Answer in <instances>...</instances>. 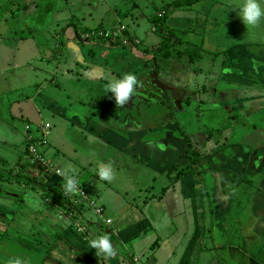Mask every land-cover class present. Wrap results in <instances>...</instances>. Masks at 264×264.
Instances as JSON below:
<instances>
[{"label": "crops", "instance_id": "crops-1", "mask_svg": "<svg viewBox=\"0 0 264 264\" xmlns=\"http://www.w3.org/2000/svg\"><path fill=\"white\" fill-rule=\"evenodd\" d=\"M0 1V35L7 38L11 27L15 31L11 41L3 42L6 50L16 53L13 43L24 41L35 50L54 33L55 57L45 66L30 69L27 54L19 50L14 64L0 66V77L21 67L36 71L29 81L16 75L20 85L2 93L15 90L9 117L26 121L23 149L32 138L43 156L40 164H45L38 168L22 150L33 164L34 185L47 192H35L41 207L57 216L47 224L50 235L37 237L25 223L45 224L39 204L28 202L35 210L25 207L24 212L33 213L25 223L22 214L14 219L0 207V235L5 237L0 264L17 257L25 264H264V20L250 33L235 0H195L170 10L159 29L151 19L175 0H149L150 7L163 5L132 24L135 34L105 0H76L71 17L79 13L90 26L77 21L60 32L53 25L68 18V0ZM259 2L264 6V0ZM29 6L32 15L41 9L46 25H32L36 15L23 14L31 11ZM161 34L172 42L168 47L178 42L181 48L184 40L203 48V54H219V86L212 88L209 106L190 109L189 98L193 105L205 102L204 82L200 90L195 85L196 74L203 71L189 67L188 53L173 55L164 67L156 53ZM200 54L195 61L201 62ZM126 73L142 86L120 108L105 85ZM187 120L199 138L186 130ZM101 162L112 163V182L97 176ZM70 167L79 170L83 196L64 192L61 173L71 175ZM11 227L19 232L14 237L6 235ZM102 232L118 249L112 259L97 257L89 247ZM18 235L35 245L26 248Z\"/></svg>", "mask_w": 264, "mask_h": 264}, {"label": "rangeland", "instance_id": "rangeland-1", "mask_svg": "<svg viewBox=\"0 0 264 264\" xmlns=\"http://www.w3.org/2000/svg\"><path fill=\"white\" fill-rule=\"evenodd\" d=\"M110 7L112 8V11L114 10L116 12V15H120L119 17V21L120 23L126 25V29L130 32V33H138L132 24H136L141 22L142 20H145V18L143 17V14H150L152 15L153 12H155L158 9H161V6L163 4H155L154 6L150 7V1L149 0H105ZM1 2V1H0ZM83 3L86 2V0H82ZM21 3V2H20ZM68 3L70 4V9H69V16L68 18H64L61 19V22L57 23V26L53 25V28L55 29V31H60L62 32L66 26L68 25H75V22L79 21L81 25H86L87 27L90 26V24H86L87 17H82L85 18L82 22V20L80 19L81 17L79 16V13L76 14V17L73 18L71 17L73 14L72 12L75 9H78L77 5V1L76 0H68ZM93 1L91 3L93 8ZM51 7V4L49 3V8ZM28 8H31L30 12H23V14L26 15H31L34 16L36 15L35 21L32 22V25H46L44 19V15H42L40 13L41 9L38 8V10L35 12L34 15H32V6H29ZM83 8V5H82ZM86 7L83 9L85 10ZM52 10V9H51ZM50 10V12H51ZM155 10V11H154ZM128 11V13H127ZM49 15V14H48ZM47 15V16H48ZM51 19H55V13H51ZM155 15V14H154ZM153 15V16H154ZM142 16V17H141ZM46 17V16H45ZM4 17L2 16V14H0V25L2 23V19ZM118 18V17H117ZM14 17H13V21H14ZM114 25H117V20L116 23H113ZM144 27H146L148 29V25L147 24H143ZM8 27V26H6ZM1 29V28H0ZM5 30L7 28H4ZM11 32L8 34L9 36L6 38H4L3 35H0V56L2 58H0V66L3 68V66L5 65V63H8V65H12L14 64V61L16 62V60L14 59L15 57L20 56V54H18L17 52H19V50L21 52H25L27 54L29 63L27 64L28 67H30V69H37L38 66H45L47 62L45 61H51L54 57H55V50L53 49L54 47V43H51V41L53 42L54 40H52L54 33L51 34V32L48 33V35H46L45 39H46V45H44L43 42L39 43V47L35 46V50H33L32 48H27V41L22 42V43H13V45H16V50L17 48L19 50H17L16 53H14V51L12 49H7L5 46L3 45V42H8L11 41L10 39L13 38V34L15 33V31H12L13 28L11 27ZM169 31H164V34H168ZM18 34V32H17ZM172 34V33H171ZM173 34H175V31L173 32ZM181 35V34H180ZM182 36V35H181ZM29 35H25L24 39H28ZM16 38L12 39L15 40ZM170 43V42H169ZM172 44V42L170 43ZM31 45V44H30ZM175 45V43L171 46H169L170 48H173ZM181 48L180 51L181 53H188L191 57L188 58L189 60V67L192 69H196L198 68L199 70H202L203 72L197 73L196 74V79L195 80V85L196 88L198 89V87H201V85L203 84L204 89L207 91V94H205V102L203 103H195L193 105V100L191 98H189L188 101H190V109L191 110H199L202 105L205 103L206 106H209L210 103H213L210 100V95H212V88L213 87H218L219 83L216 81L217 78V74L216 72H218V67L219 64H216V61L219 57V54H214V53H209V54H203L202 49L200 47H191L189 45H187V43L184 40H181ZM168 49L167 53L170 54V56L166 59H163L162 62L164 63V67H167V60L171 61L173 59H175V57L173 55H175L176 52H172L171 50L173 49ZM37 49V50H36ZM166 50L165 48H163V50H161V53H163V51ZM183 51V52H182ZM201 53L199 60L202 62L203 61V65L201 62H197L195 61L196 58V53ZM158 53V52H156ZM40 57L42 58V62H39ZM157 61H160V59H157ZM210 61L214 62V66L212 67L209 63ZM172 64H175V62L173 61ZM47 67H51V69L54 67V64L52 63H48ZM22 71H21V70ZM19 70L15 69L13 70L12 73H5L3 74L2 77H0V207L3 208L4 212L7 213H12V218L16 219L20 214H22V219L24 220L25 223V219H27V216H33V213H26L24 212L25 207H29L30 209H34V207H31L30 205H27L28 202L29 203H34V204H39V208L41 211L45 212V220H44V225L43 222L38 221L37 223H31L28 221V219L26 220L27 223H25V227L29 229V231L34 235L39 237V235L41 233H43V235H50L51 230L48 227V223L50 222V217H55L57 218V216L55 215H51V210H49L48 208H42L41 206H43L42 203V198H40L39 196H36L35 192L40 191L43 195H45L47 192L44 190L43 187H36V185H34V181L32 178V170L29 168V160L28 158L25 157V155L22 153L23 149V137H22V132H23V128L26 124V121L24 119H20V118H15L12 115V119L9 117L10 114H12V112L15 110V106H13V99H16L17 95L15 94V90L12 92H8V93H2L4 92L7 88L11 87L10 85L16 87L20 85V81L22 80L21 78H23V82L24 80H28L30 79V75H33L34 73H36L35 70H32V72H30L31 70H29L27 73L26 71L23 69V67H21ZM49 69V68H48ZM2 72H7V71H2ZM23 74H26V77H24ZM16 75H20L19 77L21 78H17L15 79ZM204 77H208L207 79H204ZM26 78V79H25ZM201 80H203L201 82ZM241 82V81H239ZM218 83V84H217ZM243 83V82H241ZM239 83V84H241ZM240 89H244V87H239ZM34 90V89H33ZM200 90V89H198ZM227 92V91H226ZM28 93H30V91H28ZM201 93V92H200ZM219 93V91H217V94ZM25 95H27V92L25 91L24 93ZM248 94V92H247ZM29 96V94L27 95ZM12 100V101H11ZM23 105V103L21 104ZM166 108V105L164 106ZM29 108V106H28ZM183 118H187L186 116ZM181 118V121L184 124V119ZM6 119V120H3ZM34 127V126H33ZM36 128V127H34ZM200 130H202V128L199 126L198 127ZM46 130V129H45ZM186 130L190 131V133H195V137L194 138H199L197 135V131L194 130V127L189 123V121L187 120L186 122ZM207 130V129H205ZM11 131H13V133H11ZM39 129H37V131H34L35 133L38 132ZM53 131H55V128L53 129ZM188 133V132H187ZM189 134V133H188ZM27 141V140H26ZM53 157H55V154L53 155ZM45 163H43L42 165H44ZM40 180L44 182V178L40 175ZM13 191V192H10ZM5 193H7L8 195H6ZM37 200V202H35ZM39 214V213H38ZM44 215V214H43ZM11 218V219H12ZM8 219V218H7ZM19 220V219H18ZM12 222H14V220H12ZM50 232H49V230ZM12 230V231H11ZM12 227L8 228L6 230V235H11V237H14L12 234H18L19 232H13ZM4 234V233H3ZM2 240L5 241V237L3 235H0ZM18 237H20L18 235ZM21 239H23L24 241H26L28 244L27 246L25 245V247H29V243H32V245H35L34 241L30 242V240L26 239L25 237H20ZM35 247V246H34ZM11 248V247H10ZM12 249V248H11ZM4 251V250H3ZM12 259V258H11Z\"/></svg>", "mask_w": 264, "mask_h": 264}, {"label": "clouds", "instance_id": "clouds-1", "mask_svg": "<svg viewBox=\"0 0 264 264\" xmlns=\"http://www.w3.org/2000/svg\"><path fill=\"white\" fill-rule=\"evenodd\" d=\"M235 6L238 9L239 18L250 33L260 27L261 21L264 20V6L261 5L259 0H235ZM253 66L256 67L255 61H253ZM138 86L142 85H140L137 77L132 73H126L122 79H113L106 84L105 91L112 94L116 107L123 108L132 100ZM70 172L71 175L68 172L61 173L64 179L63 189L65 194L75 195L80 192L79 180L77 179L79 170L70 167ZM97 176L102 181L112 182L115 179L112 163L101 162L97 168ZM89 247L95 250L97 257H103L105 260L116 257L118 252L110 234L104 232L91 239ZM7 264H25V262L17 257L8 260Z\"/></svg>", "mask_w": 264, "mask_h": 264}, {"label": "trees", "instance_id": "trees-1", "mask_svg": "<svg viewBox=\"0 0 264 264\" xmlns=\"http://www.w3.org/2000/svg\"><path fill=\"white\" fill-rule=\"evenodd\" d=\"M193 2H195V0H175V1H173L172 3H169L168 5H166L163 9H162V11L160 12V14H157L156 16H154L152 19H151V22L154 24V25H157V27L159 28V29H161L162 28V26H163V24H164V20L166 19V17H167V15H168V12H170V10H174V9H177V8H184V7H189V5H191ZM160 36V42H159V45H158V47H157V49H156V51L157 52H159V54H160V57L162 58V59H165V58H168L169 56H170V54L169 53H167V51H168V49H169V47H168V45H169V40L167 39V38H165L164 37V34H161V35H159ZM110 44H111V42H110ZM179 44L180 43H175V45H174V47L173 48H170V49H173V50H171L172 52H176L175 53V55L174 56H176V57H178V55L181 53V51H180V49H179V47H176L177 45L179 46ZM163 48H165L166 50H164L163 51V53H161V50H163ZM155 51V52H156ZM183 52V51H182ZM34 141V139H28L27 140V143H25L26 145H25V149H24V154H26L25 152L27 151V153L29 154V152H28V150H27V147L29 146V145H34L35 147L37 146L36 145V143L35 142H33ZM36 154H37V156L40 158H42L43 156H41V153L39 152V153H37V151H36ZM30 155V154H29ZM32 158H33V160H34V163L33 164H35L38 168H40V165H42V164H40L41 162L37 159V158H35V157H33V156H31ZM33 164H30L29 166L30 167H32L33 168ZM35 167V166H34ZM44 174H45V172H43ZM45 176L48 178L49 176L47 175V174H45ZM39 185H41V184H39ZM41 187H43V186H41Z\"/></svg>", "mask_w": 264, "mask_h": 264}, {"label": "built area", "instance_id": "built-area-1", "mask_svg": "<svg viewBox=\"0 0 264 264\" xmlns=\"http://www.w3.org/2000/svg\"><path fill=\"white\" fill-rule=\"evenodd\" d=\"M124 30V27H122V26H120L119 27V31L121 32V31H123ZM117 33H113V36L114 35H116ZM93 36V34L91 33V34H85V38H88V37H92ZM124 42H126V41H124ZM29 140L31 139V138H28ZM27 139V140H28ZM27 150H28V152H29V154L30 155H32L33 157H35V158H37L40 162H42V159H40L38 156H37V154H36V148H35V146L34 145H29L28 147H27ZM82 192L80 191V196H83V193L81 194ZM96 213H98V210H96ZM106 223H109V220H107L106 221ZM134 262H135V260H134Z\"/></svg>", "mask_w": 264, "mask_h": 264}, {"label": "water", "instance_id": "water-1", "mask_svg": "<svg viewBox=\"0 0 264 264\" xmlns=\"http://www.w3.org/2000/svg\"><path fill=\"white\" fill-rule=\"evenodd\" d=\"M6 195H8L7 193H5Z\"/></svg>", "mask_w": 264, "mask_h": 264}]
</instances>
